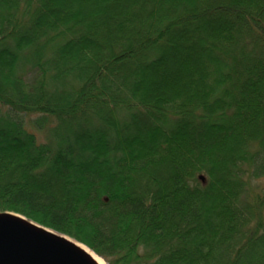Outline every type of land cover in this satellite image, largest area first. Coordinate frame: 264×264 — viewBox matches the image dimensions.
I'll return each instance as SVG.
<instances>
[{"label":"trees","instance_id":"obj_1","mask_svg":"<svg viewBox=\"0 0 264 264\" xmlns=\"http://www.w3.org/2000/svg\"><path fill=\"white\" fill-rule=\"evenodd\" d=\"M260 179L264 0H0V212L107 264H264Z\"/></svg>","mask_w":264,"mask_h":264},{"label":"water","instance_id":"obj_2","mask_svg":"<svg viewBox=\"0 0 264 264\" xmlns=\"http://www.w3.org/2000/svg\"><path fill=\"white\" fill-rule=\"evenodd\" d=\"M0 264L99 263L77 240L68 235L41 225L22 214L2 211Z\"/></svg>","mask_w":264,"mask_h":264},{"label":"bare ground","instance_id":"obj_3","mask_svg":"<svg viewBox=\"0 0 264 264\" xmlns=\"http://www.w3.org/2000/svg\"><path fill=\"white\" fill-rule=\"evenodd\" d=\"M79 245L84 248L86 251H88L93 257L94 259L99 263V264H107L105 262L104 259H102L99 255H97L94 251H92L91 249H89L88 247H86L85 245L79 243Z\"/></svg>","mask_w":264,"mask_h":264},{"label":"rangeland","instance_id":"obj_4","mask_svg":"<svg viewBox=\"0 0 264 264\" xmlns=\"http://www.w3.org/2000/svg\"><path fill=\"white\" fill-rule=\"evenodd\" d=\"M256 184L259 186V189H261L262 187H264V179H260L259 181H256ZM256 187V186H255ZM257 189V187H256ZM80 243V242H79ZM82 244V243H81ZM84 245V244H83ZM86 246V245H85ZM88 247V246H86ZM89 248V247H88ZM90 249V248H89Z\"/></svg>","mask_w":264,"mask_h":264}]
</instances>
